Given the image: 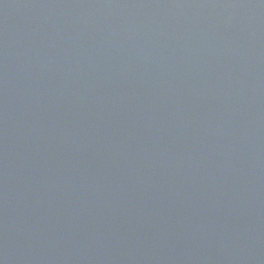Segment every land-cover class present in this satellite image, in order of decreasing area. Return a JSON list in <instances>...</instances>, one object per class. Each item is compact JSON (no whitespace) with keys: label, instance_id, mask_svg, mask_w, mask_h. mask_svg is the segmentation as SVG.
I'll use <instances>...</instances> for the list:
<instances>
[{"label":"water","instance_id":"water-1","mask_svg":"<svg viewBox=\"0 0 264 264\" xmlns=\"http://www.w3.org/2000/svg\"><path fill=\"white\" fill-rule=\"evenodd\" d=\"M0 264H264V0H0Z\"/></svg>","mask_w":264,"mask_h":264}]
</instances>
